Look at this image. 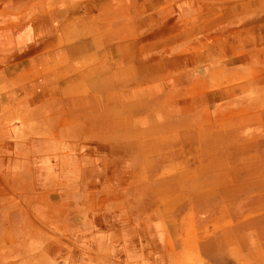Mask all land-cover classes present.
<instances>
[{"label":"crops","instance_id":"0c3cea01","mask_svg":"<svg viewBox=\"0 0 264 264\" xmlns=\"http://www.w3.org/2000/svg\"><path fill=\"white\" fill-rule=\"evenodd\" d=\"M50 262L264 264V0H0V264Z\"/></svg>","mask_w":264,"mask_h":264},{"label":"rangeland","instance_id":"374dc122","mask_svg":"<svg viewBox=\"0 0 264 264\" xmlns=\"http://www.w3.org/2000/svg\"><path fill=\"white\" fill-rule=\"evenodd\" d=\"M210 103H212V102H210ZM206 104H209V103H206ZM36 107H35V106ZM35 109H37V104H33L32 105V107H31V110L32 111H34ZM95 169V174H94V176L96 177V178H98V175H99V172H97V171H100V172H102V169H100V170H98L97 169V167L96 168H94ZM36 170V169H35ZM37 171V170H36ZM88 172H87V169H85V167H82V166H80L79 168H77L76 169V167H74L73 168V171L71 172L70 170H67V171H63V178L64 179H70L71 177H73V179L74 178H77V176H78V178H80V180H81V176L82 175H84V174H87ZM79 180V181H80ZM68 184H69V182H67L66 183V186H68ZM82 185H84L81 181L79 182V186H80V189H81V186ZM65 189H66V187H64ZM99 189V186H97V184H96V190H98ZM51 264H54V263H52V262H50ZM36 264V263H35Z\"/></svg>","mask_w":264,"mask_h":264}]
</instances>
